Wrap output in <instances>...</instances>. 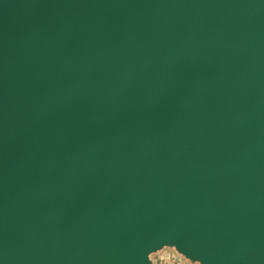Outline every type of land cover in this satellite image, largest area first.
Here are the masks:
<instances>
[{
  "label": "water",
  "instance_id": "1",
  "mask_svg": "<svg viewBox=\"0 0 264 264\" xmlns=\"http://www.w3.org/2000/svg\"><path fill=\"white\" fill-rule=\"evenodd\" d=\"M264 264V0H0V264Z\"/></svg>",
  "mask_w": 264,
  "mask_h": 264
},
{
  "label": "rangeland",
  "instance_id": "2",
  "mask_svg": "<svg viewBox=\"0 0 264 264\" xmlns=\"http://www.w3.org/2000/svg\"><path fill=\"white\" fill-rule=\"evenodd\" d=\"M152 264H191L180 257L173 249L165 248L151 256Z\"/></svg>",
  "mask_w": 264,
  "mask_h": 264
},
{
  "label": "snow or ice",
  "instance_id": "3",
  "mask_svg": "<svg viewBox=\"0 0 264 264\" xmlns=\"http://www.w3.org/2000/svg\"><path fill=\"white\" fill-rule=\"evenodd\" d=\"M185 264H186V262H185Z\"/></svg>",
  "mask_w": 264,
  "mask_h": 264
}]
</instances>
